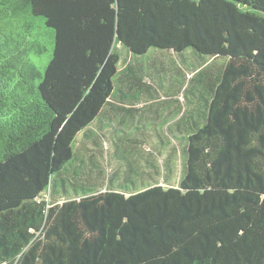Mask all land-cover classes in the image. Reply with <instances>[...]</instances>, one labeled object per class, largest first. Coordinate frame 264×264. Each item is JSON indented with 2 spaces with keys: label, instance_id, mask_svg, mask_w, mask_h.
Listing matches in <instances>:
<instances>
[{
  "label": "trees",
  "instance_id": "obj_1",
  "mask_svg": "<svg viewBox=\"0 0 264 264\" xmlns=\"http://www.w3.org/2000/svg\"><path fill=\"white\" fill-rule=\"evenodd\" d=\"M143 100L177 105L171 141L77 154ZM0 264H264V0H0Z\"/></svg>",
  "mask_w": 264,
  "mask_h": 264
},
{
  "label": "rangeland",
  "instance_id": "obj_2",
  "mask_svg": "<svg viewBox=\"0 0 264 264\" xmlns=\"http://www.w3.org/2000/svg\"><path fill=\"white\" fill-rule=\"evenodd\" d=\"M44 44L46 46H48L49 48H51V43L49 41V37L45 36L44 39ZM155 50H157L156 48H151V50L149 51V53L147 54V56H142L143 59H149V64H155L154 66L156 68H160L161 70V75L163 80L165 81V83H169V78L170 75L169 73H175L173 71L174 68H176V64H177V60L174 58L173 54L170 52H157V53H153ZM33 61L35 62V64L39 67L40 70L44 71L47 63L50 60V50L47 51V53H44L42 55H34L32 56ZM220 62V60L218 61ZM152 66V65H150ZM161 93H163L162 97L164 98V100L166 99H170L171 95L167 94L165 91H161ZM167 94V95H165ZM163 100V101H164ZM139 108L141 109L142 112H137L136 117H134V120H127L129 122H127L125 125L123 124V130L122 129H118V130H110L106 135H110L113 134V140L111 138V136L109 137V146L108 144H106L105 142L101 143V148L100 150H97L96 147H94L91 143H89L88 141L85 142L82 139L83 135H79L77 140H78V147H77V154L81 157V158H88L90 156H94L95 158V163L97 165H99V167L105 171L107 170L108 172H110V174H112L114 171H121L120 173H123V169H119L116 166V161L117 159L115 158V142L117 141L119 143V145H122L125 139V130L129 131L131 129H134V135L137 132V126L138 123L141 124L142 127H144V132H145V136L144 138H146L145 142L141 143V146H144L146 148V150L148 152H155L156 151V140L152 135V128L148 126H155V125H151L149 123V120L151 121H155L157 122L156 127L158 128L159 133L164 137L165 140H169L171 141V137H169L168 134H166V130L164 125H162V120H164V118L169 117L171 113H175L176 109H177V105L173 104L170 100H167L166 102H162L159 103V105H154L151 107V105H149V103L146 100H143V102L139 103ZM155 110H158L159 112V116L156 118L155 116ZM116 110H114L113 108H110L109 113L113 115L114 117V121L116 120V124L118 123V119H120V117L116 116L117 112H115ZM121 114V113H119ZM128 116V115H127ZM112 122L110 120L107 121L106 123V128H109V123ZM114 123V122H112ZM92 130L97 129L94 126L91 127ZM133 135V136H134ZM137 136V135H135ZM104 140V139H103ZM175 146V145H172ZM172 146L170 148V152L173 155V162H174V178H173V182H175V184H177L178 179L180 178L181 175V169H182V164H181V157L178 154L177 151V147L175 146V149H172ZM164 153L165 150H164ZM114 157V158H113ZM138 159L140 160V157L137 156ZM165 156H159V158L157 159L159 164H162V161L164 159ZM144 162V161H143ZM89 163V162H88ZM76 164V163H75ZM137 164V163H136ZM85 165V164H84ZM88 165V164H87ZM138 165V164H137ZM75 166V165H74ZM129 175L134 176V173H129ZM134 180H137V177H134ZM120 181V179H117V182ZM103 182V181H102ZM140 183V181H138ZM115 183V182H114ZM105 184H108V181H105ZM130 184V183H129ZM131 187L133 186V184H130Z\"/></svg>",
  "mask_w": 264,
  "mask_h": 264
}]
</instances>
